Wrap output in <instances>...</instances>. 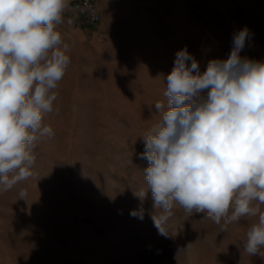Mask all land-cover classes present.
<instances>
[{
	"label": "rangeland",
	"instance_id": "obj_1",
	"mask_svg": "<svg viewBox=\"0 0 264 264\" xmlns=\"http://www.w3.org/2000/svg\"><path fill=\"white\" fill-rule=\"evenodd\" d=\"M96 1L101 20L56 25L70 63L52 90L42 126L53 135L36 142L32 175L0 191V264H264L244 250L258 216L221 231L206 212L173 201L165 213L150 190L134 195L147 190L143 137L160 119L155 103H166L176 53L186 48L203 72L247 27L240 55L264 61V0ZM138 208L142 220L130 215ZM161 215L167 236L152 218Z\"/></svg>",
	"mask_w": 264,
	"mask_h": 264
},
{
	"label": "clouds",
	"instance_id": "obj_2",
	"mask_svg": "<svg viewBox=\"0 0 264 264\" xmlns=\"http://www.w3.org/2000/svg\"><path fill=\"white\" fill-rule=\"evenodd\" d=\"M67 3L0 0V191L32 175L36 142L53 135L42 120L70 63L55 30ZM249 36L247 27L235 33L228 58L209 60L203 72L186 48L176 53L166 103H155L160 119L143 137L147 190L134 195L143 200L150 190L165 213L173 201L206 212L221 231L258 216L244 250L264 258V61L240 55ZM130 215L142 220L144 210ZM152 218L167 236V216Z\"/></svg>",
	"mask_w": 264,
	"mask_h": 264
},
{
	"label": "built area",
	"instance_id": "obj_3",
	"mask_svg": "<svg viewBox=\"0 0 264 264\" xmlns=\"http://www.w3.org/2000/svg\"><path fill=\"white\" fill-rule=\"evenodd\" d=\"M62 15L84 17L89 22H95L99 18L94 0H68Z\"/></svg>",
	"mask_w": 264,
	"mask_h": 264
},
{
	"label": "crops",
	"instance_id": "obj_4",
	"mask_svg": "<svg viewBox=\"0 0 264 264\" xmlns=\"http://www.w3.org/2000/svg\"><path fill=\"white\" fill-rule=\"evenodd\" d=\"M95 1V5H96V8H97V10H98V13H99V18H98V20H96L95 22H97V21H99V20H101V17H102V15L104 14V10H103V6H102V4L99 2V3H97V1L96 0H94ZM68 18V17H70V18H79V17H73V16H70V15H62V18ZM61 18V19H62ZM81 18H83L85 21H87L88 22V24H92V23H94V22H89L86 18H84V17H81Z\"/></svg>",
	"mask_w": 264,
	"mask_h": 264
}]
</instances>
